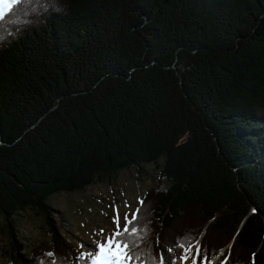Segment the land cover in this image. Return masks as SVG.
Here are the masks:
<instances>
[{"label": "trees", "instance_id": "1", "mask_svg": "<svg viewBox=\"0 0 264 264\" xmlns=\"http://www.w3.org/2000/svg\"><path fill=\"white\" fill-rule=\"evenodd\" d=\"M153 164L167 187L132 262L167 264L185 230L202 257L264 264V0H31L0 21L9 264H87L51 199ZM26 212L50 250H27Z\"/></svg>", "mask_w": 264, "mask_h": 264}, {"label": "rangeland", "instance_id": "2", "mask_svg": "<svg viewBox=\"0 0 264 264\" xmlns=\"http://www.w3.org/2000/svg\"><path fill=\"white\" fill-rule=\"evenodd\" d=\"M159 183H161L160 169L155 164L147 165L145 175L142 177H138L134 170L124 171L116 178L108 182L91 185L84 191L58 194L51 199V203L56 210L62 232L70 239L73 246H77V252L85 253L94 250L96 241H102L105 236L110 235L115 230L116 225L113 223V217L117 211L120 214L122 230L124 213H128L129 219H131L132 213L136 211L140 201L145 199V193L148 190L159 189V186L167 187L165 181L162 182V185ZM18 224V235L27 245V250L31 247L34 249L38 247L51 249V237L41 217L33 212H26L18 217ZM138 224L142 227L141 222ZM101 229L104 230L103 233H101ZM184 232L183 236L189 235L187 231L184 230ZM6 235L5 229L0 228V264H9L10 240ZM206 243L213 244L212 242ZM199 246L201 248V244ZM222 247L224 252L220 256L223 258L224 255L226 264H235L232 243L227 246L222 245ZM168 251L171 252L170 255L173 258L168 261V264H183L180 259L183 254L182 248H174L172 251L168 248ZM220 256L210 257L209 260L205 261V264H225V262L221 263L222 258ZM132 264L137 263L132 262ZM187 264H191V260Z\"/></svg>", "mask_w": 264, "mask_h": 264}, {"label": "snow or ice", "instance_id": "3", "mask_svg": "<svg viewBox=\"0 0 264 264\" xmlns=\"http://www.w3.org/2000/svg\"><path fill=\"white\" fill-rule=\"evenodd\" d=\"M26 3H31V0H0V21H3L9 13L17 10L18 6H23ZM140 204L143 206L144 201L141 200ZM141 210V208H137L132 213L131 219H129L128 213H124V226L122 230L120 226V214L117 211L113 217V223L116 225L115 230L110 235L105 236L102 241H96L94 250L80 254V259L87 261V264H132L134 259L139 260L135 249L144 238L141 233L146 234L147 232L146 226L143 229H138L134 223ZM253 211L255 212L256 209H253ZM103 232L104 230L101 229V233ZM126 237H132L133 239L129 240ZM188 239L189 237L185 236L177 241V246L183 249V254L180 257L183 264H187L189 260H191V264H198V261L199 264H205L208 258L201 256L199 242L196 245H186L185 241ZM193 248H195L194 255ZM46 255L52 256L54 254L47 253ZM52 264H55V261ZM158 264H165L163 256L160 257Z\"/></svg>", "mask_w": 264, "mask_h": 264}, {"label": "bare ground", "instance_id": "4", "mask_svg": "<svg viewBox=\"0 0 264 264\" xmlns=\"http://www.w3.org/2000/svg\"><path fill=\"white\" fill-rule=\"evenodd\" d=\"M214 263V262H213ZM206 264H209V263H206ZM210 264H212V263H210Z\"/></svg>", "mask_w": 264, "mask_h": 264}]
</instances>
